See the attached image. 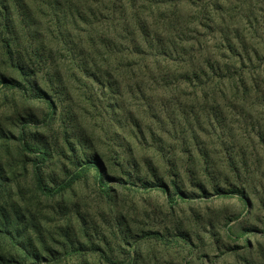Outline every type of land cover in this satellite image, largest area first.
Segmentation results:
<instances>
[{
  "label": "rangeland",
  "instance_id": "1",
  "mask_svg": "<svg viewBox=\"0 0 264 264\" xmlns=\"http://www.w3.org/2000/svg\"><path fill=\"white\" fill-rule=\"evenodd\" d=\"M28 1V9L10 10V33L27 50L35 37L45 41L63 80L48 81L46 67L35 73L52 109L29 91L0 90L2 182L16 202L21 238L31 236L48 260L60 256L56 264L81 258L86 264L98 256L94 247L120 258L130 252L133 264H264V0H136L134 12L165 40L171 59H147V76L143 65L133 60L125 67L127 59L117 65L97 45L96 68L110 78L75 68L87 39L84 29L71 20L58 26L54 20L61 13ZM91 7L106 15L104 5ZM168 15L171 24L164 20ZM5 34L0 26V70L10 68L1 47ZM100 34L113 39L115 33L96 25L92 36ZM207 58L242 80L237 92L228 80L216 90L210 83L197 87L196 79H176L193 71L207 76L205 66L195 70ZM24 136L49 146L52 157L42 164L23 152L18 141ZM90 157L98 158L105 185L88 170L61 195L43 196L36 189V172L53 186ZM144 181L163 185L145 187ZM32 223L42 226L47 250ZM65 234L86 251L71 252Z\"/></svg>",
  "mask_w": 264,
  "mask_h": 264
},
{
  "label": "trees",
  "instance_id": "2",
  "mask_svg": "<svg viewBox=\"0 0 264 264\" xmlns=\"http://www.w3.org/2000/svg\"><path fill=\"white\" fill-rule=\"evenodd\" d=\"M40 2L44 8L46 7L51 12L61 13V17L55 16L56 19L54 20V23H57L58 26L59 24L62 27L68 25L69 23L67 21L71 20L70 24L74 26L75 29H84L83 31L86 32L87 39L83 44L84 48L81 52L82 55L80 56V59L76 60L77 65L75 66V68L84 75H92L91 71L93 70L98 74L101 73L96 68V62L92 56V53L96 52L95 49L97 45H101L105 49L108 59L113 57L118 62L117 65H119L120 59H127V63L124 64L125 67H130L133 60L135 65L141 67L147 59L153 60L152 64L157 63V58L164 59V56L171 59V52L166 49L165 40L158 38V34L150 29L146 21L142 20L141 14L138 15V13L134 12L135 7H137L136 0H40ZM159 2L161 3V0H154L155 4ZM29 4L30 2L28 0H0V17H2V20L0 19V26L6 33L5 35H9V37L3 39L1 47L7 63L10 64V68L0 70V90L2 88L21 89L25 96L27 91H29L30 95L33 97L48 102L52 109L53 104L46 95V89L40 85L38 78L35 76V73L42 71V67H46L48 81L61 83L63 80L62 74L58 70V62L54 59L52 49L46 45L45 41L43 43V40L41 41L38 37H35L33 41H36L37 43L34 45V42H31L32 49L30 48V50H27L20 43L19 37L10 33L9 30L11 29L10 26L14 27L15 24L14 19L11 17L13 14L10 13V10L19 9V7L25 10L29 8ZM97 4L104 5V10L106 12L105 16H103L96 7L94 9L91 7V5ZM53 8L57 10L52 11ZM51 12L50 14H52ZM113 13L120 15L121 20L119 22L112 17ZM171 17V15L164 17L166 23H172ZM79 24L84 26V28H81ZM96 25H107L111 27L113 33H115L114 38L119 39L122 42L104 36L105 34H100L99 38H94L92 35ZM124 45H126V47ZM85 48H90L92 51H88L87 49L84 50ZM146 50H148V52H146ZM145 55H147V57L141 61L140 57ZM70 61L72 66H74V60L71 58ZM204 66L205 69L208 70L207 76L203 70L202 73L199 71ZM143 68L145 69L144 71L148 73L147 76H149L150 70L144 65ZM155 69L157 72L162 71L158 66H155ZM197 69H199V74L196 73L197 71H193L190 75L189 73H181L177 75L176 79L188 83L196 79V81H198L197 87L210 83V85L214 84L216 86V90L220 89L224 80H228L229 88L235 92L238 91V83L243 85L241 79L236 81L234 71L233 73H230V67L220 65L215 60H210V58H207V61L204 62L203 66H199L195 70ZM101 74L110 78L106 72H102ZM201 75L205 78L203 82L200 81ZM91 77L99 83L94 75ZM107 85L109 86V82H107ZM210 85L206 86L208 87ZM226 89L227 87L225 89L222 87L220 92L223 93ZM19 139L18 142L21 150L25 153L36 155L39 160L37 162L43 164L52 157V150H50V147L39 143L35 138L24 136ZM76 165L79 167L77 172H73L67 179H64L61 183L57 182L56 184H53V186L45 181L41 173L36 172V189L43 196L54 197L56 195H61L67 187H70L81 177V173L88 170H94L96 177L99 180L98 183L105 185L104 178L106 174L97 157L85 158L84 160L77 162ZM1 172L2 169L0 166V264H44L45 262L43 261H46L47 264L58 263L60 256H57L52 260L42 257L41 252L38 251L39 248L36 246L31 236L30 240L27 238H21L18 220L19 212L15 207L16 202L11 192L7 194L6 188L2 182L5 178ZM143 185H145V187H161L163 184L161 181H144ZM174 185L179 197H185V193L180 190L175 182ZM165 191L168 193L167 188H165ZM3 193H6L7 196L4 197L5 194ZM9 199L13 200V203L9 204ZM6 203H8L10 209H7ZM30 225L34 228L36 235H38L39 243L43 247L42 249L44 251L47 250L46 242L41 238L42 226L38 223H32ZM65 236L67 237L66 234ZM4 240L7 242V246L2 244ZM67 241H69L70 246L72 247L71 252L81 255L82 251H86V249L81 250V246L74 247V242L71 238L67 237ZM93 251V253H97L98 256H95V258L93 257L92 261H88L86 264H133L136 262V258L134 259L130 252L125 258H120L117 257L113 252L114 250L111 249H108V252H110L109 254L107 249L105 250L102 248L96 250V247H94ZM78 264H83L82 258Z\"/></svg>",
  "mask_w": 264,
  "mask_h": 264
}]
</instances>
